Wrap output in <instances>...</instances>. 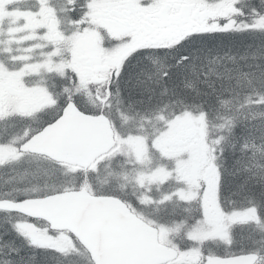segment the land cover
I'll list each match as a JSON object with an SVG mask.
<instances>
[{"label": "snow or ice", "instance_id": "1", "mask_svg": "<svg viewBox=\"0 0 264 264\" xmlns=\"http://www.w3.org/2000/svg\"><path fill=\"white\" fill-rule=\"evenodd\" d=\"M0 264H264V0H0Z\"/></svg>", "mask_w": 264, "mask_h": 264}]
</instances>
